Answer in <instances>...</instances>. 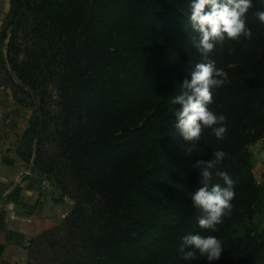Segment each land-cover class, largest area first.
Instances as JSON below:
<instances>
[{"label":"trees","instance_id":"trees-1","mask_svg":"<svg viewBox=\"0 0 264 264\" xmlns=\"http://www.w3.org/2000/svg\"><path fill=\"white\" fill-rule=\"evenodd\" d=\"M189 3L10 0L1 30L3 37L9 31L6 59L33 91L44 80L39 72L57 68L61 155L78 202L103 205L90 226L74 229L76 219L67 217L69 264H264V185L249 148L264 144V26L254 15L264 0H252L247 13L251 40L226 39L210 54L228 74L209 105L227 118L223 141L204 128L200 141L187 142L174 127L180 106L173 99L202 62ZM35 120L29 131L39 137ZM217 150L228 153L220 167L235 182V198L213 233L198 227L190 194L199 186L192 165ZM189 233L218 237L221 258L183 260L178 249Z\"/></svg>","mask_w":264,"mask_h":264},{"label":"clouds","instance_id":"clouds-1","mask_svg":"<svg viewBox=\"0 0 264 264\" xmlns=\"http://www.w3.org/2000/svg\"><path fill=\"white\" fill-rule=\"evenodd\" d=\"M252 7V0H190L188 24L199 33L198 39H193V45L202 62L192 67L190 79L182 81L180 93L173 99V103L180 106L174 113V127L184 141H200L204 128L210 129L217 140L226 139L227 118L224 114L213 112L209 105L213 103V91L229 82L228 74L216 66L210 54L217 44L226 39L239 42L243 37L251 40L252 32L246 18ZM254 15L264 26V11H256ZM191 150L188 149L189 152ZM227 156L228 153L217 150L211 159H197L192 165L198 170L199 186L190 194V199L201 212L197 224L204 231L218 232V226L233 211L235 182L220 167ZM217 179L223 181V186L213 182ZM223 247L222 241L214 235L189 233L181 238L178 251L185 261L203 257L211 262L221 258Z\"/></svg>","mask_w":264,"mask_h":264},{"label":"rangeland","instance_id":"rangeland-1","mask_svg":"<svg viewBox=\"0 0 264 264\" xmlns=\"http://www.w3.org/2000/svg\"><path fill=\"white\" fill-rule=\"evenodd\" d=\"M6 17L0 29V99L9 104H17L15 111L25 122V129H21L18 140L21 152L30 153L27 162L38 173L43 174L57 190L59 189L61 192L60 186L66 188V191L62 193L69 199V203H67L69 209L63 217L46 215L38 218L36 229L28 244L25 264H69L66 253L68 251L66 237L71 221L67 220V217L71 216L74 218L73 221L76 219V223L72 225L74 229L76 227L79 229L78 226L83 227L87 221L86 226H90L91 221L98 217V212L102 210L103 205L101 202L93 201L78 202L79 198H76L78 189L71 181L67 171V162L61 155L60 136L57 129L61 124L58 113L60 90L57 81V68H54L55 71L44 69L38 73V76L44 80H41V85L35 91L25 85L11 70L6 59L9 31L7 30L6 36L1 35ZM48 76L50 79H47ZM31 93L37 94L39 99H34ZM40 98L44 100L43 105H40ZM37 116L39 117L37 128L43 131L39 137L38 131L35 133L29 131ZM22 119L21 122L24 124ZM38 142L39 148L37 149ZM249 148L253 152L254 177L257 182L264 185V144L260 140L249 145ZM73 208L76 212L71 214Z\"/></svg>","mask_w":264,"mask_h":264},{"label":"crops","instance_id":"crops-1","mask_svg":"<svg viewBox=\"0 0 264 264\" xmlns=\"http://www.w3.org/2000/svg\"><path fill=\"white\" fill-rule=\"evenodd\" d=\"M9 9L10 0H0V29ZM16 107L0 99V264H25L38 218L63 217L69 209L66 195L46 187L47 178L22 156L18 134L25 122Z\"/></svg>","mask_w":264,"mask_h":264},{"label":"built area","instance_id":"built-area-1","mask_svg":"<svg viewBox=\"0 0 264 264\" xmlns=\"http://www.w3.org/2000/svg\"><path fill=\"white\" fill-rule=\"evenodd\" d=\"M27 172H29V171L27 170ZM43 183H44V185H45L46 187H50V186H51V183H50L49 180H47V179H44V180H43Z\"/></svg>","mask_w":264,"mask_h":264}]
</instances>
